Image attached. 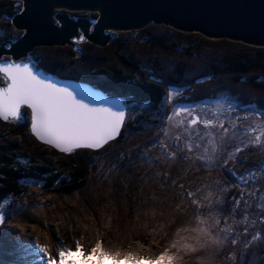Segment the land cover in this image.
Instances as JSON below:
<instances>
[{
    "label": "rangeland",
    "instance_id": "rangeland-1",
    "mask_svg": "<svg viewBox=\"0 0 264 264\" xmlns=\"http://www.w3.org/2000/svg\"><path fill=\"white\" fill-rule=\"evenodd\" d=\"M131 32L113 31L107 46ZM185 95L170 87L155 111L127 104L140 130L100 150L83 188L55 194L27 182L20 198L5 199L0 264H264V114L223 92L197 105ZM23 138L47 157L77 151Z\"/></svg>",
    "mask_w": 264,
    "mask_h": 264
},
{
    "label": "trees",
    "instance_id": "trees-1",
    "mask_svg": "<svg viewBox=\"0 0 264 264\" xmlns=\"http://www.w3.org/2000/svg\"><path fill=\"white\" fill-rule=\"evenodd\" d=\"M21 9L19 1L0 0V44L21 36L11 25ZM31 57L35 67L46 74L86 83L108 97H121L126 104H147L154 111L167 90L176 87L186 91L183 100L187 105L213 101L223 92L234 96L238 104L264 114V48L149 25L140 31L117 33L105 48L87 42L77 51L69 46L42 47ZM147 63L149 67H145ZM22 114V122L0 120V204L8 197L20 198L27 182L42 183L48 193L55 194L83 188L100 150L79 149L50 157L29 151L21 138L43 146L29 132V111L23 109ZM140 121L144 119L140 117ZM127 130L140 129L126 118L113 144H119Z\"/></svg>",
    "mask_w": 264,
    "mask_h": 264
},
{
    "label": "water",
    "instance_id": "water-1",
    "mask_svg": "<svg viewBox=\"0 0 264 264\" xmlns=\"http://www.w3.org/2000/svg\"><path fill=\"white\" fill-rule=\"evenodd\" d=\"M17 1L22 9L11 24L22 34L0 45V120L22 122L27 109L31 135L60 153L99 151L116 140L127 104L86 83L37 69L34 49L69 46L77 51L81 41L106 47L113 31H140L151 24L264 48V0ZM80 12L96 18L69 15Z\"/></svg>",
    "mask_w": 264,
    "mask_h": 264
},
{
    "label": "bare ground",
    "instance_id": "bare-ground-1",
    "mask_svg": "<svg viewBox=\"0 0 264 264\" xmlns=\"http://www.w3.org/2000/svg\"><path fill=\"white\" fill-rule=\"evenodd\" d=\"M21 5H22V3H21ZM6 230H8L9 233L11 232V230H9V229H4L3 232L5 233ZM4 233H3V234H4ZM3 234H2V235H3ZM30 237H31V239H34V238H36L37 236H33V235H32V236H30ZM30 237H28V236L26 237V235H25L24 237H21V235H19L18 240L21 241V240H23V238H24V239H29ZM35 241H36V240H35ZM31 242H32V241H31ZM21 244H22V243H21ZM20 249H21V251H23L22 253H25L24 251H29L30 253H35V252H36V249H34V248H30V247H27V246H25V245H23V246L20 245ZM79 255H80V253H79ZM23 256H24V254L21 255V256H17V257H15V258L19 261V260H22L21 257H23ZM93 256H94V255H93ZM96 257H97V256H96ZM98 258H99V257H98ZM71 260H72V262H70V263L72 264L73 261H74V259H71ZM40 261H41V260H37V261H35V262H34V261H26V260H25V261H24V264H38V263H40ZM92 261H94V260H92V259H91V261L88 260V263L91 264ZM4 262H5V261H4ZM67 263H68V262H67ZM96 263H97V264H114L112 261H109V262H108V260L103 259V258H102L101 260H98V259H97ZM8 264H9V263H8ZM68 264H69V263H68ZM119 264H123V263H119ZM126 264H131V262H127Z\"/></svg>",
    "mask_w": 264,
    "mask_h": 264
},
{
    "label": "flooded vegetation",
    "instance_id": "flooded-vegetation-1",
    "mask_svg": "<svg viewBox=\"0 0 264 264\" xmlns=\"http://www.w3.org/2000/svg\"><path fill=\"white\" fill-rule=\"evenodd\" d=\"M70 14H73V15H72L73 18H77V17H85V18H88V19H90V20L96 18V14H93V13H87V12H86V13H85V12H84V13L81 12L80 15H75V16H74L75 13H69V15H70ZM92 15L95 16V17H92ZM70 16H71V15H70ZM78 47H79V45H78ZM75 51H76V50H75ZM257 218H258V217H257ZM258 219H259V218H258ZM259 220H263V219H259Z\"/></svg>",
    "mask_w": 264,
    "mask_h": 264
}]
</instances>
